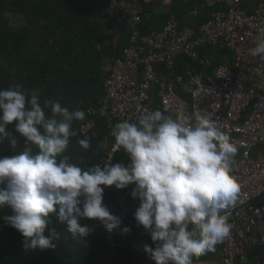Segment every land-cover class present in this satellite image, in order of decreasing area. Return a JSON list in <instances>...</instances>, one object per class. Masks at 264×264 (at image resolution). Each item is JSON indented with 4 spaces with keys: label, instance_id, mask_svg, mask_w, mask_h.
<instances>
[{
    "label": "clouds",
    "instance_id": "clouds-1",
    "mask_svg": "<svg viewBox=\"0 0 264 264\" xmlns=\"http://www.w3.org/2000/svg\"><path fill=\"white\" fill-rule=\"evenodd\" d=\"M250 54L264 58V39ZM84 119V111L70 112L59 102L41 104L37 91L28 93L19 85L0 90V142L8 140L16 149L17 140L8 131L13 124L25 140L22 151L0 157V209H10L12 214L2 218L23 237L25 251L55 248L60 234L49 228L53 215L66 223L74 240L87 242L92 231L87 224L81 225L82 219L99 221L109 234L118 228L122 235L128 233L130 229L121 228L120 218L103 203L108 186L118 190L129 186L126 193L130 195L134 185L130 197L139 201L134 237L140 233L156 243L155 248L144 246L152 264H193V258L214 251L216 244L229 237L233 225L221 213L235 206L240 191L231 175L238 147L215 120L197 116L193 123L183 113L173 118L160 110H145L135 122L124 120L112 131L115 148H123L129 161L86 169L65 154L70 138L78 135L73 122ZM97 119L103 120L108 131L105 118L93 116L95 127ZM77 143L84 150L91 146L90 138ZM33 145L38 149L35 154ZM103 235L110 249L127 248L146 264L147 257L131 247L134 237L130 245L112 247L104 231Z\"/></svg>",
    "mask_w": 264,
    "mask_h": 264
},
{
    "label": "built area",
    "instance_id": "built-area-1",
    "mask_svg": "<svg viewBox=\"0 0 264 264\" xmlns=\"http://www.w3.org/2000/svg\"><path fill=\"white\" fill-rule=\"evenodd\" d=\"M96 1L127 23L130 41L104 68L100 106L87 110L91 117L107 120L109 135L101 142L107 152L98 164L124 163L115 159L123 153L122 148H115L113 128L124 120L135 122L145 110H160L173 118L183 113L193 123L197 116L215 120L219 130L238 147L231 175L240 191L235 206L221 213L233 228L221 242L220 262L214 264H246L256 247L261 250L260 264H264V203H260L264 197V58L250 54L258 40L264 39V3L248 13L241 0H204L193 15L206 8L222 9L212 10L196 33L188 22L178 20L173 12L174 0ZM151 5H158L165 17L159 30L149 27L151 31L143 33L145 7ZM207 46L226 51L210 72L212 59L202 52ZM183 58L187 59L185 69L179 73V60ZM94 129L95 121H91L80 127V134L94 135ZM127 188L104 189V205L120 218L121 228L130 229L123 235L120 228L111 234L103 229L112 247L131 241L133 228L138 226L134 213L139 201L126 193ZM131 242L135 252L147 257L146 264H152L144 246L155 248L156 243L146 237Z\"/></svg>",
    "mask_w": 264,
    "mask_h": 264
},
{
    "label": "trees",
    "instance_id": "trees-1",
    "mask_svg": "<svg viewBox=\"0 0 264 264\" xmlns=\"http://www.w3.org/2000/svg\"><path fill=\"white\" fill-rule=\"evenodd\" d=\"M203 1L190 0L187 9L181 6L180 1L174 0L173 3V12L178 20L181 23L188 20V25L196 33L212 10L222 9L206 8L193 15L196 7L203 6ZM253 3V0H241L248 13L254 9ZM153 6L146 7L145 11ZM105 10L103 2L93 0H0V90L19 85L25 92L37 91L41 104L48 100L59 102L70 112L84 111L85 119L73 122L72 127L78 135L70 138L65 154L71 157L70 162L86 169L98 164L107 152L101 142L108 137L109 131L101 119L96 120V135H81L80 125L93 121L86 109L98 108L100 104L104 67L129 46L127 23L122 22L121 29H118L120 37L115 41L114 21L101 14ZM16 16H21L23 22L18 28L11 24V17ZM151 22L157 21L152 18ZM202 52L213 60L208 70L216 68L221 56L226 53L209 46ZM186 61L185 58L179 60L180 73L184 72ZM45 111L46 115H51L50 108ZM8 131L16 138L17 147L11 149L8 140L0 142V157L17 154L25 146V140L15 132L14 124L8 126ZM85 138H90L88 150L77 143ZM37 151L33 145V154ZM120 153L123 154H117L115 159L128 161L123 148ZM133 187L131 185L130 195ZM260 203H264V197ZM11 214L10 209H0V264H141L143 261L142 257L127 248L110 249L103 235L104 227L99 221L80 220L81 225L87 224L92 229L86 237L87 242H84L74 240L67 232L66 223L59 222L55 215L49 225L60 234V239L54 241L55 248L25 251L23 237L7 226L2 218ZM44 235H48L47 229Z\"/></svg>",
    "mask_w": 264,
    "mask_h": 264
},
{
    "label": "crops",
    "instance_id": "crops-1",
    "mask_svg": "<svg viewBox=\"0 0 264 264\" xmlns=\"http://www.w3.org/2000/svg\"><path fill=\"white\" fill-rule=\"evenodd\" d=\"M93 1L97 2L96 0H93ZM177 1H180L181 4H183L181 6L186 7V9L190 5V0H177ZM253 1H254V3L252 4V6L255 5L254 8H256L258 5H260L261 3L264 2V1L261 2L259 0H253ZM145 9H146V7H145ZM101 14L108 16L109 17L108 19L114 21V27L116 28L114 40L117 41L120 37V34H119L120 32H118V29H121L122 20L120 19V17L117 14L112 13L108 10H105ZM164 17L165 16L162 13L161 8L158 5H154L153 7H151L146 12V20L143 23V24H145V27L142 24L143 26H141V31L142 32H149V31H151L150 29L159 30V28L161 27V25L163 23ZM152 18L157 22H155V23L151 22L150 23ZM183 22H188V20L183 21ZM16 23H18V24H16ZM15 24L18 25V27L22 26L23 22H22L21 16L14 17V25ZM157 26H159V28L156 29ZM149 27H150V29H149ZM129 43H130V41H129ZM231 61H232V59L228 60V63H230ZM101 146H102V143H101ZM134 240H144V237L140 233H137V235L134 237ZM220 249H221V242L215 245L214 251H209L205 255H203L199 258H193V264L219 263L220 262ZM260 261H261V253L259 251V248H257V247L253 248V250L250 251V254L248 256V260H247L246 264H260Z\"/></svg>",
    "mask_w": 264,
    "mask_h": 264
},
{
    "label": "rangeland",
    "instance_id": "rangeland-1",
    "mask_svg": "<svg viewBox=\"0 0 264 264\" xmlns=\"http://www.w3.org/2000/svg\"><path fill=\"white\" fill-rule=\"evenodd\" d=\"M11 24L14 26V17H11ZM18 24V23H16ZM15 24V27L18 28V25ZM238 153V152H237ZM234 161L236 162L237 161V154L236 156L234 157Z\"/></svg>",
    "mask_w": 264,
    "mask_h": 264
}]
</instances>
